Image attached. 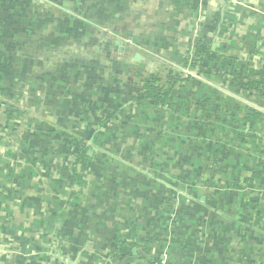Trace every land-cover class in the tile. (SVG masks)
Returning a JSON list of instances; mask_svg holds the SVG:
<instances>
[{
    "label": "crops",
    "instance_id": "1",
    "mask_svg": "<svg viewBox=\"0 0 264 264\" xmlns=\"http://www.w3.org/2000/svg\"><path fill=\"white\" fill-rule=\"evenodd\" d=\"M263 88L264 0H0V264H264Z\"/></svg>",
    "mask_w": 264,
    "mask_h": 264
},
{
    "label": "trees",
    "instance_id": "2",
    "mask_svg": "<svg viewBox=\"0 0 264 264\" xmlns=\"http://www.w3.org/2000/svg\"><path fill=\"white\" fill-rule=\"evenodd\" d=\"M199 53L198 56L193 60L192 67L196 69V71L200 74L202 69V63L205 58V56H208L211 54V50L209 49V46H206L204 44H200L199 47ZM167 79V78H166ZM191 80V76H188V78ZM184 78L182 76H171L167 80H164L163 77L158 75H152L148 77L146 80H144L142 84V90H143V101L159 108H165L171 98V95L173 91L176 89V87L184 82ZM262 97L264 100V88L262 90ZM93 151L92 149L87 146H80L79 147V153L77 154L74 163L72 164V174H74V177L76 180H81L79 175V166L83 161H88L93 159Z\"/></svg>",
    "mask_w": 264,
    "mask_h": 264
},
{
    "label": "rangeland",
    "instance_id": "3",
    "mask_svg": "<svg viewBox=\"0 0 264 264\" xmlns=\"http://www.w3.org/2000/svg\"><path fill=\"white\" fill-rule=\"evenodd\" d=\"M163 79L164 80H167L166 78H164L163 77ZM49 150H51L50 149V147H44V148H41V152L39 153V152H37V158H41V159H44V160H46V161H48L49 160V156H50V154H49ZM46 152H48V155L46 154ZM92 168H93V166L92 165H90ZM31 176H33V174H26L25 175V180L28 182L29 180H30V177Z\"/></svg>",
    "mask_w": 264,
    "mask_h": 264
}]
</instances>
